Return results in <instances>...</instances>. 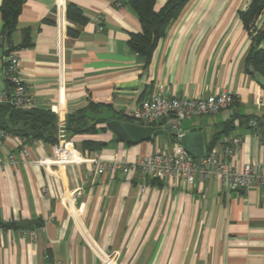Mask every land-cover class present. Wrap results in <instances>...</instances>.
I'll return each instance as SVG.
<instances>
[{
    "label": "crops",
    "instance_id": "0c3cea01",
    "mask_svg": "<svg viewBox=\"0 0 264 264\" xmlns=\"http://www.w3.org/2000/svg\"><path fill=\"white\" fill-rule=\"evenodd\" d=\"M168 1L156 0V11ZM250 2L189 0L148 63L129 45L142 25L127 0H26L11 41L0 43V88L7 86L5 51L21 46L29 29L31 46L18 50L31 108L50 109L59 118L84 112L96 131L71 141L85 158L134 162L173 148L182 143L174 132L129 143L117 139L108 122L163 129L172 116L146 123L131 111L158 91L194 98L227 90L236 96L231 108L183 126L203 127L205 152L240 136L236 164L264 165V78L247 70L252 35L241 17ZM69 3L83 10L86 23L67 17ZM2 27L0 13L1 42ZM255 27L264 29V10ZM54 146L11 133L5 142L0 264H264V184L233 190L215 178L189 185L134 169L99 174L88 161L48 168L41 160ZM24 148L31 162L10 163L7 155ZM69 196L74 200L67 202ZM26 222H33L38 239L23 234Z\"/></svg>",
    "mask_w": 264,
    "mask_h": 264
},
{
    "label": "built area",
    "instance_id": "2783aa9c",
    "mask_svg": "<svg viewBox=\"0 0 264 264\" xmlns=\"http://www.w3.org/2000/svg\"><path fill=\"white\" fill-rule=\"evenodd\" d=\"M100 29L103 28L100 26ZM20 59L18 49L10 51L4 57V76L9 85L0 88V104H10L18 109H26L31 108V102L26 81L20 71ZM235 102L236 96L227 90L194 98L168 96L164 92L158 91L153 96L142 100L131 111L130 116L146 123H153L164 117L172 116L176 120L177 131L175 133L177 138L181 140L183 133L178 130L185 120L195 116L217 114L222 110L231 108ZM250 123L254 127L258 126L256 119L250 120ZM58 124L60 127V122ZM9 136L10 133L7 131H0V153L3 151ZM241 145L242 138L232 136L220 147L215 146L202 155H193L179 142L173 148L144 154L134 162H128L126 158L121 159L117 156L109 161L99 158L88 159L72 141H58L54 146L53 155L42 159L41 163L48 168L50 166L59 168L88 161L94 165L93 173L103 174L108 168L114 172L118 168L125 172L134 169L152 178L180 179L189 185L194 184L198 179L206 181L215 178L233 190H245L256 184H264L263 164L257 161H249L242 166L236 164V156ZM7 158L13 164L18 159L23 162H31L30 153L25 148L19 151V154L9 153ZM2 163L3 160L0 157V165ZM71 200H74L73 196L67 198V202ZM22 232L29 235L33 240L39 237V232L35 229H23Z\"/></svg>",
    "mask_w": 264,
    "mask_h": 264
},
{
    "label": "trees",
    "instance_id": "16d2710c",
    "mask_svg": "<svg viewBox=\"0 0 264 264\" xmlns=\"http://www.w3.org/2000/svg\"><path fill=\"white\" fill-rule=\"evenodd\" d=\"M188 1L169 0L160 11H156V0H127L130 7L139 15L142 25L141 32L131 35L130 47L143 55L149 63L159 40L166 35L168 27L178 18ZM25 2L26 0L1 1L0 13L3 20V42L0 39L1 44L9 43L13 33L18 29L19 17ZM263 10L264 0H251L248 9L241 13V17L244 27L252 35L251 49L247 57V70L251 74L257 73L264 78V49L260 47V43L264 38V29L256 30L255 27L256 20ZM67 17L80 24H84L88 20L83 10L74 3L68 4ZM31 44L30 30L26 29L24 43L19 47H9L5 51V55L12 50L29 47ZM7 85H9L8 81ZM235 117L226 123L225 131H230L233 128ZM58 121V114L50 109L37 107L18 109L10 104H0V131L5 130L22 138L56 144L58 142ZM91 122L84 112L68 114L66 116V131L70 136L92 133L96 131V127L95 123ZM86 145L96 147L92 143H86ZM1 225L16 226L12 223H1ZM23 226L24 229L29 230L36 228L33 226V222H26Z\"/></svg>",
    "mask_w": 264,
    "mask_h": 264
},
{
    "label": "water",
    "instance_id": "95a60500",
    "mask_svg": "<svg viewBox=\"0 0 264 264\" xmlns=\"http://www.w3.org/2000/svg\"><path fill=\"white\" fill-rule=\"evenodd\" d=\"M242 121L246 122V119H243ZM175 124L176 120L173 119L169 122L168 126L164 127L163 129H158V127L156 126L144 125V123L135 124L131 122L112 120L108 122V127L116 134L117 139L133 143L135 141L149 139L153 135L164 134L169 132L175 133L177 131V127L175 126ZM178 131L183 133L181 141L185 148L191 154L202 155L205 152L202 126H196L187 129L183 125H181Z\"/></svg>",
    "mask_w": 264,
    "mask_h": 264
},
{
    "label": "rangeland",
    "instance_id": "374dc122",
    "mask_svg": "<svg viewBox=\"0 0 264 264\" xmlns=\"http://www.w3.org/2000/svg\"><path fill=\"white\" fill-rule=\"evenodd\" d=\"M60 127L58 124L57 137L58 141H71L70 134L66 131V118H59ZM63 127V129H61Z\"/></svg>",
    "mask_w": 264,
    "mask_h": 264
}]
</instances>
